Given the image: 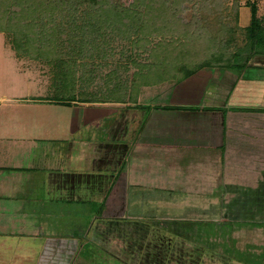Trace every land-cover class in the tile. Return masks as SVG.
<instances>
[{"label": "rangeland", "instance_id": "1", "mask_svg": "<svg viewBox=\"0 0 264 264\" xmlns=\"http://www.w3.org/2000/svg\"><path fill=\"white\" fill-rule=\"evenodd\" d=\"M251 1L257 4L258 15L264 21V0ZM223 8L226 12L235 11L236 7L230 0ZM193 10L191 2L176 10L177 20L181 21L177 27L191 30ZM237 10L239 24L247 26L250 10L245 1H240ZM150 22L154 20L147 21L148 26ZM168 26L165 29L168 35L150 28L147 35L130 41L117 34L101 37L97 39L100 46L86 47L83 58L64 56L68 66L76 69L75 90L104 97L108 89L113 90L124 80L128 81L130 91L132 76L150 64L152 55L160 56L153 51L157 44L177 46L175 42L180 41L181 31ZM177 55L182 56V52L173 56ZM244 61L248 67L240 71L241 83L220 107L224 125L216 124L218 119L220 123L219 114L207 119L212 126H199L195 120L191 126L188 121L176 124L181 114L173 117L170 111L153 117L157 112L155 106L200 109L203 93L211 88L212 78L214 81L219 78L223 95L227 94L237 75L211 64L181 84L166 81L161 86L142 88V102H137V96L131 102L143 104L142 110L128 105H93L96 107L90 109L101 114L106 111L138 117L144 112L137 124L125 122L123 133L113 143L103 130L106 122L118 117L100 119L89 126L80 124L76 131H71V120L80 114L81 105H88L81 104L79 96L87 95L76 93L77 100L71 102L74 98L70 92L52 89L54 67L41 60H18L6 34L0 33V118L11 109V101L4 97L14 92L23 99L31 95L41 97L42 101L70 102L39 107L36 115L32 110L28 112V108L22 109L31 120L40 123H45L47 117L52 120L47 122L49 125H38L41 132L36 135V126L27 124L26 136L36 138L32 141L36 147L21 139L25 135L20 134L19 140L2 141V146L10 147V157L20 153L22 159L30 146L32 152L46 153L40 164L33 162L35 166L43 164L44 172L53 167L64 174L70 168L85 171L90 166L92 171L91 181L87 177L77 179L75 188L65 181L67 188L58 190L55 201H49L41 192L44 183L33 189L24 176H21L24 181L14 184L16 188L8 185L5 190L8 198L0 199V264H264V112L247 110L264 107V94L260 90L251 91L243 81L264 77V69L256 67L264 66V59L247 55ZM119 91H124L121 86ZM203 127L213 128V139L206 133L202 141L199 134H203ZM179 130L196 142L181 141V145L173 147L150 143L152 137L165 144L173 139L177 142L175 135ZM218 133L221 136L215 138ZM97 144L105 146L103 153L100 154ZM89 151L95 155L90 165L87 159H79L80 154ZM68 154L74 156L72 160ZM101 170L102 179H95L94 174ZM104 175L109 179L103 178ZM123 175L127 187L122 183L123 177L108 195L114 176ZM34 195L40 200H31ZM109 198H114L115 203H109ZM46 213L47 221L40 220ZM35 234L39 237L33 238Z\"/></svg>", "mask_w": 264, "mask_h": 264}, {"label": "trees", "instance_id": "2", "mask_svg": "<svg viewBox=\"0 0 264 264\" xmlns=\"http://www.w3.org/2000/svg\"><path fill=\"white\" fill-rule=\"evenodd\" d=\"M228 1L230 0H0V33L6 34L16 58L46 61L53 66L55 73L51 88L70 92L75 99L71 102L77 100V93L87 97L89 95V98L78 95L81 104L128 105L134 110H142L143 104H131L135 96L137 102H142V88L161 86L166 81L181 84L211 64L218 65V69L222 71L236 74L240 79V71L243 67H248V63L244 61L247 55H252V59H264V21L258 15L257 4L251 0H233L235 11L223 12V6ZM240 1H245V6L250 10L247 26L239 24L237 5L239 6ZM190 2L195 13L191 30L179 28L177 25L181 21L177 20L176 10ZM152 19L154 23L150 22L148 26L147 21ZM168 25L181 31L180 41L175 42L179 48L158 43L153 51L160 56L152 55L150 64H145L132 76L130 91L127 89L128 81L126 83L124 80L113 90L108 89L104 97L93 95L89 91L78 93L75 90L76 69L68 66V60L64 56L76 55L79 59L83 58L84 49L88 46L98 48L100 44L97 39L101 37L117 34L130 41L141 34L147 35L150 28L155 33L164 32L161 34L168 35L169 32L165 31ZM182 33L184 34L181 35ZM178 52H182V56H173ZM133 61L136 65L139 64ZM120 86L124 91H119ZM67 100L56 103L70 104ZM154 109L204 114L223 112L219 108L204 107L196 110L163 105L155 106ZM247 110L264 112V108ZM117 179L115 176L108 195L113 191Z\"/></svg>", "mask_w": 264, "mask_h": 264}, {"label": "crops", "instance_id": "3", "mask_svg": "<svg viewBox=\"0 0 264 264\" xmlns=\"http://www.w3.org/2000/svg\"><path fill=\"white\" fill-rule=\"evenodd\" d=\"M19 60V59H18ZM253 66V65H252ZM260 69H264V66L260 65V66H256ZM231 73V72H230ZM233 75V73H231ZM219 78H216V81L213 80L212 78V86L211 88H207L205 90V93H203V100H202V107H207V108H219L221 106H224L223 101H225V99L227 98V95H229L230 92H233V90H235L237 84L240 82L241 83V79H236L235 81H233V85L231 86V89L227 92V94L223 95V89H222V85L220 84V80H218ZM244 83H248V87L249 89L252 91H257L260 90V92H263L264 94V77H260V79L258 80L257 78H252V80H243ZM217 82V83H215ZM252 85V86H251ZM231 95V94H230ZM26 98L28 99H23L22 97H18V94L16 92H14V94L11 93V96L9 97H4L5 100L11 101L9 102L11 105V109L9 114H5L4 118H0V199L2 198H8V194L6 193V189L8 188V185L10 187L15 186L14 184H16L18 181H24L22 179L21 176H24V178L28 179V185H31L33 189H38L40 186V184L44 183L45 185L41 188V191L43 193V195H47V199L49 201L52 200H58V196L57 192L60 189L63 188H67L66 186L69 183H72L73 188H75V185H73L74 183H76V180L79 179H83V178H88L87 180L91 181L90 176L92 174V171L90 169V167H85V171L81 170L83 168L80 167H74V168H70V170L66 171L64 174H59V171H54L53 167H49L48 170H45V172L42 170L43 168V164H41V166H35L33 164V162L37 161L39 164L42 161L43 157L46 156V153L44 154H40L39 152H32V150H30V148H32V146H30L28 148V152L26 157L24 156V158H21V154H16L14 153L12 157H10V152H8V150L10 149L9 146H2L3 142L5 140H12V139H16L19 140L18 135H25V138H21L24 139L26 141H31V145H34L36 147V145L34 144L36 141V138H32V137H28L26 135H28V129L27 124H32L35 127V131L34 134H38L41 131L39 130V128L37 127L39 125V127L41 126H45V123L51 121L52 119L47 117L45 123H40L38 120H31L29 118H27L26 115V111L22 110L24 108H28V112H30L31 110L35 112L36 114H39L38 111L36 109H38L39 107L45 106V107H53L56 106L59 103H55L53 101H42L40 100L41 97H37V96H27ZM39 98V99H36ZM207 100L210 103L209 104H205L204 101ZM82 109L80 110V114L78 116H75L77 114H75L74 119L71 120V131H76L77 130V125H85V126H89L92 123L98 121V120H103L105 118V120L109 119L110 116H115L118 118H114L112 121L110 122H106L107 127L106 129L103 130L104 133L108 134V136H112L113 134L115 135V137L117 138L119 135H121V133H123L124 128H121L122 126H124V123L127 121H134L135 124L138 123L137 119L139 117V115H141L144 112H141L138 117L135 116V114L133 115H128V114H120V116H118L117 114H113V113H107L105 111V113L101 114L99 111L97 110H92L90 108L96 107V106H91V105H86L83 106L81 105ZM259 108H264V107H259ZM248 109H256V108H248ZM9 111V110H8ZM157 112H155L156 114L153 115L154 118L159 117L160 114L164 115V111H160L158 112V110H156ZM171 115H173V117L175 116V114H181L180 119L176 120V124L178 122H180L181 124H185L186 121L189 122V125L192 123L193 120H195L196 124L198 121V125L199 126H204V125H210L212 126V123L207 122V119L209 120L210 118H212V116L219 114L220 115V123L218 122L219 119L217 120V125L221 126L223 125L224 122H222V115L221 112H213L211 114H204L202 112H192V111H188V112H182V111H170ZM44 116V115H42ZM42 116L39 117L40 120H42ZM133 116V117H132ZM169 117V115H167ZM184 119V121L182 122V119ZM29 119V120H28ZM150 121H148L149 123ZM174 122V123H175ZM79 123V124H78ZM142 122H140L139 124H141ZM48 124V123H47ZM173 124V123H172ZM195 124V123H194ZM193 124V125H194ZM49 125V124H48ZM117 125V126H116ZM191 126V125H190ZM125 127V126H124ZM169 128V127H168ZM219 129V127H217ZM216 128V129H217ZM38 129V130H37ZM129 128L127 130H125L126 132H129ZM166 130V129H165ZM202 130L204 131L203 134H199L200 137L203 139L206 137V133H210L208 135V137H210V140L214 138V136H212L214 134V130L213 128H207V130L204 129V127L202 128ZM180 133L176 134L175 136H178V141L176 142L174 139L172 141H168L166 144L162 143V141L160 139H157L155 137H152L153 140L150 141V143H158L161 144L165 147H173L174 145H181L179 144L181 141V143H194L196 141H194V139L192 138L191 135L182 133L181 130H179ZM178 131V132H179ZM183 131V130H182ZM218 131V130H217ZM166 132V131H165ZM149 134L153 135L155 134V132H150ZM126 136H128L129 134L126 133L124 134ZM14 136V137H13ZM173 136V135H170ZM215 138H218L221 136L220 133L215 135ZM193 139V141H192ZM197 140V137L195 138ZM209 139V138H208ZM33 140H35L34 142H32ZM41 141H49V139L45 140H41ZM189 141V142H187ZM211 143V142H210ZM199 144V143H198ZM99 147L100 154L103 152L104 150V145L103 144H97ZM201 145H205V144H201ZM207 145H212V144H208ZM215 146V145H213ZM73 148V146H72ZM91 151V149H90ZM86 152L83 154L79 155V159H83L84 161L87 159L90 165V160L92 159L93 156L91 153ZM22 153H25L23 150L21 151ZM44 152V151H43ZM68 158H70V160H72V155L68 154L67 155ZM38 158H40V160H38ZM46 165V164H45ZM34 167H38V168H34ZM42 167V168H41ZM42 172V174H41ZM102 173L101 171H97ZM25 173V174H24ZM36 173H40L39 177H34L36 175ZM31 174V175H29ZM33 177V178H32ZM124 177L121 176L120 179L117 181V183H121V179ZM115 179V178H114ZM38 181V182H37ZM67 183V185H65L64 183ZM114 181V180H113ZM117 183L115 185V188L117 186ZM125 187H127V178L126 176L124 177V182H122ZM16 188V186H15ZM17 188H19L17 186ZM55 194V195H53ZM35 198H32L31 200H40V198H37V195H34ZM127 198V196H126ZM114 198H109L108 201L109 203L112 201L113 203H115V201L113 200ZM23 201H21L19 203V205H22ZM41 210H38V212L40 213ZM34 213V211L32 212ZM49 213V212H48ZM46 213L44 219H42V217H39L40 220H46L49 217V214ZM21 214V213H20ZM26 213H24L25 215ZM51 214V213H50ZM37 235V236H36ZM32 237H39L38 234H35V236L32 235Z\"/></svg>", "mask_w": 264, "mask_h": 264}, {"label": "flooded vegetation", "instance_id": "4", "mask_svg": "<svg viewBox=\"0 0 264 264\" xmlns=\"http://www.w3.org/2000/svg\"><path fill=\"white\" fill-rule=\"evenodd\" d=\"M117 126V125H116ZM121 128H125L124 126H122ZM127 133V132H126ZM110 141L111 142H113V143H115V142H117V138L115 137V135L113 134L112 136H111V139H110ZM123 143V142H122ZM103 153V152H102ZM101 157V156H100ZM95 176H94V178L95 179H98V178H101L102 179V177L100 176V174L99 173H97V174H94ZM92 178V176H90V179ZM103 178H105V179H109V177L107 176V175H104L103 176ZM114 178H115V176H114ZM88 179V178H87ZM120 179V176L118 177V179H117V181ZM117 181H116V183H117ZM116 183H115V185H116ZM113 184V180L111 181V185ZM115 185H114V187H113V189L115 188ZM110 188V187H109ZM109 197V196H108ZM122 208V207H121Z\"/></svg>", "mask_w": 264, "mask_h": 264}]
</instances>
